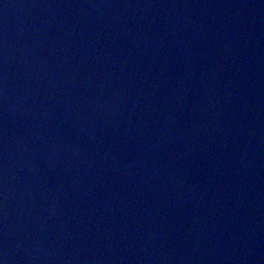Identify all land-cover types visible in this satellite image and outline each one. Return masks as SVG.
Listing matches in <instances>:
<instances>
[{
  "label": "water",
  "instance_id": "1",
  "mask_svg": "<svg viewBox=\"0 0 264 264\" xmlns=\"http://www.w3.org/2000/svg\"><path fill=\"white\" fill-rule=\"evenodd\" d=\"M3 264H264V0H0Z\"/></svg>",
  "mask_w": 264,
  "mask_h": 264
},
{
  "label": "snow or ice",
  "instance_id": "2",
  "mask_svg": "<svg viewBox=\"0 0 264 264\" xmlns=\"http://www.w3.org/2000/svg\"><path fill=\"white\" fill-rule=\"evenodd\" d=\"M0 264H3V262H2V261H0Z\"/></svg>",
  "mask_w": 264,
  "mask_h": 264
}]
</instances>
